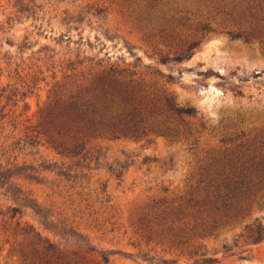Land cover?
I'll return each mask as SVG.
<instances>
[{
  "label": "rangeland",
  "instance_id": "rangeland-1",
  "mask_svg": "<svg viewBox=\"0 0 264 264\" xmlns=\"http://www.w3.org/2000/svg\"><path fill=\"white\" fill-rule=\"evenodd\" d=\"M136 3L0 0V166L33 168L41 180L12 177L9 184H14L16 202L5 193L7 186L0 189V264H18L12 253L21 242L14 235L16 221L62 246L68 244L66 236L43 230L31 209L19 201L24 198L50 221L83 235L108 257L107 264H195L199 256L189 254L192 248L154 237L149 241L145 226L156 213L151 207L154 202L183 207L198 188L205 161L236 153L264 137V44L232 39L219 28H232L228 19L202 5L199 12L190 10L191 18L211 17L208 20L218 30L200 41L190 59L162 64L161 57L171 58L195 32L185 28L173 40L148 33L139 27ZM25 5L38 7L35 17L20 12ZM130 52L140 58L141 66L133 67ZM83 57L134 70L137 81L156 83L172 93L178 106L195 108L196 117L186 118L189 132L183 131L175 141L154 134L138 140L98 138L76 158L58 154L41 138L30 145L26 128L37 124L52 86L71 74L64 69L67 61ZM156 72L178 80L166 83ZM11 89L28 91L27 97L15 104L6 99ZM49 164L57 169L41 167ZM58 169L71 178L57 176ZM8 206L18 207L21 216L8 219ZM251 224L264 226V190L247 216L197 240L194 247L201 245L198 255L216 259L215 264H264V241L247 239L245 227Z\"/></svg>",
  "mask_w": 264,
  "mask_h": 264
},
{
  "label": "trees",
  "instance_id": "trees-1",
  "mask_svg": "<svg viewBox=\"0 0 264 264\" xmlns=\"http://www.w3.org/2000/svg\"><path fill=\"white\" fill-rule=\"evenodd\" d=\"M136 1V19L139 27L148 33L173 40L181 37L185 28L187 32H195L194 37L171 58L161 57L162 64L190 59L200 41L218 30L208 20L211 17L200 21L191 18L190 10L195 8L199 12L202 5L216 16L228 19L233 27L225 30L220 25L219 28L232 39L264 44V0ZM35 8L38 7L21 6L20 12L26 13L27 17H35ZM100 13L97 11L95 14ZM242 25H247V28H242ZM86 43L92 47L89 41ZM130 55L134 58L133 67L141 66L140 58L131 52ZM103 63L102 60L94 62L89 57L67 61L64 69L71 74L64 77L65 81H57L52 86L47 101L38 111L37 124L26 128L30 145L38 143L36 140L41 138L58 154L76 158L90 141L98 138L138 140L154 134L175 141L183 131L189 132L186 118L196 117L195 108L178 106L172 93L158 88L156 83L137 81L134 70ZM143 67L149 69L148 66ZM156 73L166 83L178 80L171 74ZM27 93L11 89L6 99L17 104L25 100ZM240 148L236 153L205 161L200 168L198 188L183 207L175 209L166 207L164 202H154L151 207L156 210L153 222L145 226L149 241L154 237L172 246L192 248L189 254L199 256L195 264L217 263L216 259L205 254L198 255L201 245L195 248L194 243L213 236L220 228L235 225L247 216L251 205L264 190V137ZM41 167L49 172L57 169L53 164ZM33 172L35 170L30 167L12 170L0 166V189L7 186L5 193H10L11 200L16 202L17 194L11 190L14 184H9V180L16 176L39 183L41 180ZM56 175L71 178L61 169L56 171ZM19 201L31 209L44 231L54 236H66L65 241H69L62 246L31 226L21 227V223L16 221L14 235L19 236L21 242L12 247V253L18 257V264L108 263V257L99 253L83 235L50 221L47 213L33 201L26 198ZM5 214L12 220L21 216V210L8 206ZM138 224L141 225V221ZM139 230L143 232L142 227ZM245 230L252 243L264 241V226L251 224Z\"/></svg>",
  "mask_w": 264,
  "mask_h": 264
}]
</instances>
